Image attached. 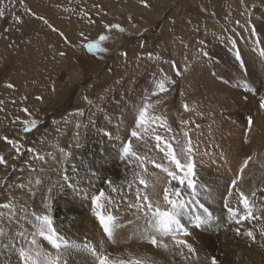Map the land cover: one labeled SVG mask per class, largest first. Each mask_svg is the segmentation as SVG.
Wrapping results in <instances>:
<instances>
[{"label":"rangeland","instance_id":"374dc122","mask_svg":"<svg viewBox=\"0 0 264 264\" xmlns=\"http://www.w3.org/2000/svg\"><path fill=\"white\" fill-rule=\"evenodd\" d=\"M146 2L149 5L147 8L143 7L140 0H33V2L25 0L23 5L19 0L16 3L12 0H0V9L4 11V17L0 18V29L11 27V31L7 34L0 31L2 62H0V101L4 102L0 105L4 109L0 111V137L8 136L18 140L22 145V152L27 148H34L39 155L45 157L44 160H31L32 154L27 152L17 156L11 146L0 139V155L8 161L7 166L0 165V184H3L0 187V203L8 202L12 197L17 207L27 205L26 214H20L19 219L10 226L6 223L2 225L11 235L21 230L25 233L30 232L31 213L40 210L42 202L48 199L47 190L54 189L61 181L63 175L61 169L67 172L73 182L80 184L82 192L87 193L86 196L74 200L83 207L79 216L87 212L89 208L87 204L91 205L90 197L104 190L113 201L108 204L101 200L104 205L101 210L104 213L112 211L113 215L118 216V222L127 217L129 221L135 220V209L127 207L128 203L135 202V185L130 191L126 182L116 184V177L112 176L113 170L117 169L126 181L131 178V170L135 165L126 167V163L118 158V142H105L98 135V131L107 126L116 129L122 139L131 138L130 133L135 128L133 120L135 109L143 101L155 105V109L149 108L150 115L165 119L148 125L147 132L140 130L143 140L131 138L134 150L167 166L163 153L155 147L157 143L155 135L159 134L168 140L177 153L180 152V145L172 139L174 135L179 139L183 137L184 132H187L189 137L193 138L191 146L195 149L194 158L200 186L198 199L215 218L205 228L196 230L190 238V242L194 243L199 252L198 264H211L212 256L217 257L222 264H264L262 254L257 261L251 258V254L244 255L240 252L239 247L235 249L233 246L232 251L226 255L222 237L227 233L236 238H244L237 236L234 229L239 227L243 232L253 228L257 236L255 244L259 246L257 250L260 249L258 251L264 254L263 248H260L262 242L259 241L260 232L264 230L262 219H249L237 225L224 208V196L227 194L230 181L235 176L232 165H228L226 157L228 150L225 151L226 141L222 132L227 129L225 127L229 122L233 136L228 138L229 143L233 140L235 144H239L244 155L243 158L240 155L242 161L249 156L252 157L244 176L251 173L255 176L251 178L247 188L240 187L253 201L255 207L264 205V141L261 143L258 134L257 138L253 137L254 139L250 140L249 133L252 128L250 131L247 130L249 115L253 120L259 114L264 116V110L259 108L260 98L264 96V57L259 55L260 50L264 48L261 33L254 38L258 43H253V38L248 37V32L242 31L240 26L235 25V20H240L241 25L245 20L241 15L243 7L240 0H146ZM253 2L254 0H246L248 4ZM94 4L101 5V12L106 15H98L97 9L93 7ZM25 6L47 19L59 32H63L67 42L59 32L52 31L42 20L28 15L24 11ZM85 12L95 23H88V19L83 16ZM260 15V11H256L253 19H260ZM15 16L21 17L24 21L23 25L14 26ZM104 24H119L124 31L106 30ZM16 27H20L19 33L15 30ZM101 35L107 37L100 42V47L105 51L90 53L83 47L86 43L99 40ZM244 38H247V41ZM231 40H237L242 55L245 56L246 52L257 59L256 66L252 67L256 70L252 73L251 62L249 65L246 61L249 69L247 73L240 70L234 62L230 51ZM141 42L144 43L143 48L140 47ZM198 49L207 51L211 59L198 57ZM34 52L39 55L34 61V64H38L29 70L30 65L25 54L32 56ZM61 52L65 55L61 56ZM122 52L127 53L126 58L121 55ZM148 53L159 56L160 61L149 60ZM228 56L232 59L230 64L226 63ZM43 61L47 62V65H44ZM177 70L181 72L180 76L175 75ZM165 73L176 83L166 85L169 89L167 92L153 96L151 93L155 91V82ZM90 77L93 79L87 84L79 88L74 87L75 83ZM238 79L241 82L236 83ZM245 81L248 88L255 91H246L243 87ZM8 83L13 84L14 88H7L5 85ZM37 96L42 99L37 100ZM85 96L93 102L91 105L84 100ZM24 97L27 99H23ZM157 100L160 101L159 104H156ZM248 100L251 101L249 104L246 103ZM185 104L188 105V110L184 109ZM25 107L29 109L31 116L21 110ZM78 109L83 111V116L70 115ZM17 118L20 121L36 118L38 125L32 131L24 133L23 126L19 122L13 123ZM65 118L67 123L64 122ZM181 121L189 123L182 124ZM78 123L81 125L80 128L76 127ZM161 123L165 126L170 125L172 132H168L166 127L159 126ZM235 130L240 132L234 134ZM77 133L82 140L80 148L75 147L74 138ZM229 143L227 142L228 145ZM102 145L108 149L107 152L101 151ZM67 152H71L72 155H63ZM93 153L96 155L94 156ZM218 153L221 155L225 153L224 163L227 165L228 173L221 168L217 159ZM101 156L103 159L100 158ZM93 160L95 163L107 162L108 165L110 160L118 163L116 168L107 165L106 169L102 167L101 173H93L88 165L89 161ZM13 166L16 168L15 171ZM32 168L36 171H31ZM148 169L150 172H155L161 182L167 179L165 173L152 165H148ZM37 177L41 178L43 183L35 187V194L29 193L28 187L31 186L29 181H34ZM245 178L240 182L241 184L246 182ZM107 179L114 182L113 186L118 189L116 193H113L105 183L98 187ZM18 183H24L25 189L16 188L15 185ZM9 184L13 185L10 189ZM173 185L175 186V182ZM185 190V199L190 200L191 196L188 190ZM158 191L162 194L160 188ZM253 191L256 192L255 197L251 196ZM40 194H44V198L39 206L36 205L34 196ZM51 196L55 200L53 215H57L55 205L60 203L57 198L61 196L55 190L51 192ZM70 199L65 196V206ZM230 200L232 205L236 206L235 198ZM185 212V222L193 219V214L202 215V210L196 205H190ZM221 213L226 215L229 224L224 222L218 225L216 219ZM26 215L29 216L28 219ZM79 216L76 219L75 217L65 219L64 224L77 220ZM137 225L141 228H137ZM80 226L83 227V223L78 227ZM142 226L133 223L131 231L125 230L119 234L121 236L118 244L129 243L131 249L108 251L113 258H141L145 259L147 264H186L182 257L172 251H165L148 243L147 234H141ZM201 235L212 238L203 242L200 240ZM164 239L171 244L170 238ZM10 242L13 243L12 240ZM14 243L18 245L22 240L17 238ZM14 260L16 264L15 257Z\"/></svg>","mask_w":264,"mask_h":264},{"label":"snow or ice","instance_id":"6c2138e0","mask_svg":"<svg viewBox=\"0 0 264 264\" xmlns=\"http://www.w3.org/2000/svg\"><path fill=\"white\" fill-rule=\"evenodd\" d=\"M25 0H19V3L23 5ZM143 7H149L146 0H140ZM240 4L243 7L241 15L245 17L243 25H241L240 20H235L234 23L241 27V30H246L248 32V37L253 38V43H258L254 38L260 34L264 33V24H258L253 16L256 11H260L262 17H264V0H254L252 4L246 3V0H240ZM94 8L97 9V14H105L101 12L102 6L99 4H94ZM67 10V9H66ZM24 11L35 17L38 20H42L44 24L48 25L49 28L54 32H59L58 29L53 27L47 19L43 16L37 15L27 6L24 7ZM84 17L88 19V23L92 24L95 21L88 15L87 12L83 14ZM4 17V11L0 9V18ZM131 20V17H129ZM24 21L20 16L14 17V26L23 25ZM174 23V21H173ZM191 23V21H189ZM106 30H117L123 32L124 28L119 24H104ZM17 31H20V27H16ZM4 34L11 31V27L0 29ZM234 34H235V30ZM61 37H64L67 42V37L64 36L63 32H59ZM239 35V34H236ZM6 38V36H5ZM243 38V37H242ZM105 35H101L99 40L89 42L83 45V47L90 53L92 52H103L105 49L100 47V42L106 40ZM247 41V38H244ZM203 43V42H202ZM231 49L234 62L238 65L239 69L247 73L249 71L246 61L243 58L242 50L237 46V40H231ZM11 46V45H9ZM140 47H144V43L141 42ZM61 56L65 53L61 52ZM125 58L127 57L126 52L121 53ZM259 55L264 57V48L259 52ZM197 56L203 59H211L209 53L202 49H198ZM139 59V57L137 58ZM149 60L160 61L159 56H154L152 53H148ZM176 67V65H173ZM161 72L163 70L161 69ZM175 75L180 76L181 72L177 70ZM119 83V82H117ZM176 81L174 79H169L167 73H165L160 79L155 82V91H152V95L156 96L159 93H165L169 89L166 85H174ZM7 88L12 89L14 85L8 83L5 85ZM243 87L246 91H255L247 86L245 81ZM53 91L55 89L53 88ZM23 99H27L24 97ZM37 100H41L42 97L37 96ZM247 99V97H245ZM84 100L88 104H92L91 100L85 96ZM4 102L0 101V105ZM15 103V101H12ZM160 101L157 100L156 104ZM149 108L155 109V105L150 103L141 102L139 106L136 107L133 120L135 122V128L130 133L131 138L136 140H143L144 137L141 135V131L147 132L148 125L161 122L165 118L157 115H150ZM259 108L264 110V96H261L259 102ZM184 109L188 110V105H184ZM25 114L31 116L28 108L21 109ZM0 111H4L0 107ZM70 115L83 116L82 110H77L75 113H70ZM19 122L23 126V132L28 133L32 131L38 125V119H26L20 121L17 118L13 123ZM65 123L67 119L65 118ZM57 123V121H53ZM131 123V121H130ZM182 124L189 123L188 121H181ZM254 124L252 116L247 117V130L250 131ZM159 126L166 127L168 132H172L170 125L165 126L161 123ZM77 128L81 125L78 123ZM59 131V129H57ZM98 135L101 136L105 142L117 143L118 142V158L126 163L127 166L135 165L131 170V178L122 181V183H127V187L130 191L133 190L135 194V202L128 203V209H135L134 215L137 220L143 219L145 225L142 226L141 234H147V242L152 246L157 248H163L165 251H172L174 254L179 255L183 258L186 264H198L200 260L199 252L194 245L190 242V238L194 235V232L199 229L205 228L209 225L215 218L207 207L204 206L198 199L200 186L197 180V163L194 158L195 149L191 146V138L187 132L183 133L182 138H177L175 135L172 137L177 144L180 145V152L177 153L173 149L172 144L165 140L164 137L159 134L155 135L156 145L155 147L163 153L164 159L167 161V166L164 163H159L155 159L147 155H142L133 148L132 139L125 138L122 139L118 134L116 129L104 128L99 129ZM3 139L7 145L17 153V156L24 155V152L31 153V160H44L45 157L39 155L34 148H27L24 152L21 151L22 145H20L18 140L9 138L8 136L0 137ZM75 139V147L80 148L82 140L80 134L77 133ZM101 151L107 152L106 147L101 146ZM65 156H71V152L63 153ZM95 156L96 154L93 153ZM223 155V154H222ZM103 159V157H100ZM183 158V159H181ZM251 156L245 158L240 164L236 177L232 179L227 188V194L224 196V208L229 213L231 219L235 224L239 225L242 221H247L249 219L259 220L261 217L255 216L253 214V208L255 204L249 198V196L241 189L240 182L244 178V172L248 166ZM27 163V161H25ZM8 161L3 156L0 155V165L7 166ZM94 164V161H89L90 167ZM148 165H152L154 168L159 169L161 172L166 174V182L162 185V194L157 191V185L160 184V178L155 172H150ZM16 168L13 166V171ZM75 171V169H73ZM31 171H36L32 168ZM63 175L61 181L55 188H49L47 191L49 193L48 199L42 202V207L40 210H34L31 213V231L25 233L24 231H19L15 235H11L10 231H6L4 226H0V246H3L12 252L13 257L17 259V264H147L145 259L141 258H113L111 253H106L102 245L98 248L97 246L91 244L85 238L84 242H78L76 240L68 238L64 235L58 227L55 225L54 215H53V205L55 200L51 196V192L55 190L60 194V196L70 197L68 203H72L74 200L86 196L87 193L81 191L80 186L71 180L69 175L64 169H61ZM175 182V186L173 185ZM6 183V182H5ZM43 181L41 178L37 177L34 181H29L28 191L29 193L35 194L34 189L36 186L42 185ZM103 183L107 184L113 193H116L118 189L113 186V181L111 179L104 180ZM3 184H0L2 187ZM13 185L9 184L10 189ZM18 189H25L26 185L24 183H18L15 185ZM151 189V192L149 191ZM185 189L188 190V194L191 199H185ZM252 197L256 196V192L251 193ZM235 198V205H232L230 198ZM91 199V213L98 220L99 225L107 237V239L115 243L116 242V232L121 227L118 216L113 215L110 211L106 214L101 210L104 205L101 203L103 199L108 204H111L112 197L105 194L104 190H100L98 194H94L90 197ZM190 205H196L202 210V215L193 214V219L185 222L184 217L186 215L185 209ZM0 225L7 224L12 225L15 221L19 219L20 214L27 213V205H20L14 202V198L10 197L8 202L0 203ZM117 210L119 206L117 205ZM26 215V219H28ZM129 224H133V221H128ZM137 228L141 226L137 225ZM237 236H244L250 239L253 243L256 242L257 236L252 230L241 231L239 227L234 229ZM165 237L170 238L171 244L166 242ZM20 238L22 243L16 244L14 241ZM39 238V239H38ZM260 238L264 240V230L260 232ZM12 240L13 243H8ZM43 242H46L47 246ZM261 247H264V243H261ZM54 250V251H53ZM11 257L8 258L7 264H11ZM211 264H222L217 257L212 256L210 258ZM0 264H6L5 261H0Z\"/></svg>","mask_w":264,"mask_h":264},{"label":"bare ground","instance_id":"6f19581e","mask_svg":"<svg viewBox=\"0 0 264 264\" xmlns=\"http://www.w3.org/2000/svg\"><path fill=\"white\" fill-rule=\"evenodd\" d=\"M14 3L18 2V0H12ZM31 2H33V0H30ZM261 16V15H260ZM255 19V18H254ZM262 20H263V17L261 16L260 19H256L255 21L258 23V24H264L262 23ZM16 30V29H15ZM17 31V30H16ZM18 32V31H17ZM19 33V32H18ZM22 33V32H21ZM261 36H262V39L264 41V33H261ZM7 37V36H6ZM11 37V36H9ZM15 37V36H14ZM42 37V36H41ZM47 38V37H46ZM44 39V38H43ZM41 39V40H43ZM14 40V39H13ZM14 42V41H13ZM17 42V41H16ZM30 43V42H29ZM28 43V44H29ZM40 43V42H39ZM16 44V43H15ZM46 44V42H45ZM41 46V44H39ZM8 46V45H7ZM43 46V45H42ZM48 46V45H47ZM258 46L260 47V44H258ZM3 47V46H2ZM45 48V46H44ZM11 50V49H10ZM30 50V49H28ZM32 51V50H31ZM2 53H6V52H2ZM14 53V52H13ZM27 53V52H26ZM47 55V54H46ZM12 56V55H11ZM17 56H18V53H17ZM26 59L28 60V63L30 65L29 70H31L30 68H34L37 64H34V61L37 60L39 58V55L37 54V52L33 53L32 56H35V57H32L31 55H26L25 54ZM48 56V55H47ZM14 57V56H13ZM16 57V56H15ZM1 58V57H0ZM6 59V57H4ZM2 58V59H4ZM25 58V57H24ZM36 58V59H35ZM243 58L245 61H247V63L250 65V62L252 65H250V71L251 73L256 70L255 68H252L253 66H256L257 64V59L254 58V56L251 54L249 55L248 53L245 52V56L243 55ZM14 59V58H12ZM46 59V58H45ZM20 61V60H19ZM17 61V62H19ZM46 61V60H45ZM1 62V61H0ZM8 62V61H7ZM44 62V61H43ZM232 62V59L228 56L227 57V61L226 63L227 64H230ZM2 63V62H1ZM0 63V64H1ZM47 62H44L43 64L44 65H47L46 64ZM21 64V63H20ZM27 64V63H26ZM25 64V65H26ZM40 65L42 63H39ZM49 64V62H48ZM51 64V63H50ZM2 66V65H1ZM50 66V65H49ZM236 66V65H235ZM24 67V66H23ZM27 68V66H25ZM24 69V68H23ZM32 72V71H31ZM8 73V72H7ZM33 73V72H32ZM202 77V76H201ZM93 79V78H91ZM205 80V78H203ZM241 82V80H237L235 81L236 83L238 82ZM38 84V83H37ZM39 86V85H37ZM33 91V89H31ZM37 91V90H36ZM221 91V90H220ZM242 91V90H241ZM33 94V93H32ZM29 95V93H28ZM251 101L248 100L246 101V103H250ZM243 103V102H242ZM228 106V105H227ZM247 108V107H246ZM24 114V113H23ZM240 115V114H239ZM238 115V116H239ZM235 116V115H234ZM194 118V116H193ZM190 120L192 118H189ZM234 119V121H238V119L236 120L235 118H232ZM230 120V119H229ZM233 121V120H232ZM239 127V126H238ZM227 129H225L224 131V140L226 141V143H224L226 145V148H225V151L228 150V152L226 153V157L228 159V165H232L231 168H233V172H234V176L236 177V173L238 172V169H239V166L241 164V162H243L240 158V155L241 157L244 155L242 154V150L239 148V144H235V142L232 140L230 141L229 143V139H230V136L232 131L231 129L229 128V122L227 123V127H225ZM219 129V128H218ZM241 129V128H240ZM211 130V129H210ZM213 130V129H212ZM221 130V129H220ZM219 130V131H220ZM236 132V130H235ZM240 131H237L236 133L234 134H237L239 133ZM217 134V133H216ZM257 134L259 136V138H261V143L264 141V116H261L260 114L255 118L254 120V124H253V127H252V130L251 132L249 133V138L250 140L254 139V138H257ZM261 136V137H260ZM233 137V136H232ZM254 137V138H253ZM229 138V139H228ZM193 140V138H191ZM206 139V137H205ZM236 140V139H235ZM197 141V140H196ZM206 141V140H205ZM224 141V142H225ZM194 142V141H193ZM208 142V141H207ZM227 142L229 143V145L227 144ZM203 143V142H202ZM260 143V142H259ZM222 147V146H221ZM242 147V146H241ZM200 148V147H199ZM240 149V151H239ZM150 150V149H149ZM224 152V151H223ZM235 153L239 154V156H237ZM246 153V152H245ZM225 155V153H222ZM224 155H221L218 153V157L217 159L219 160L218 162L221 164V168L224 169V172L228 173V170L226 169L227 168V165L224 163L225 162V156ZM242 157V158H243ZM216 159V158H215ZM94 161V164L91 166V169H92V172L93 173H101V169L102 167H104V169H106L109 165H112L113 168H116V161H109V165L107 162H100V163H95V160ZM206 161V160H205ZM217 161V160H216ZM112 162V163H111ZM89 165V164H88ZM104 165V166H103ZM108 165V166H107ZM90 166V165H89ZM125 168V167H124ZM249 168V167H248ZM264 168V167H263ZM92 173V174H93ZM91 175V174H90ZM99 175V174H98ZM81 176V175H80ZM93 176V175H92ZM112 176L116 177V184L117 182H122L124 181L123 179V175H120L119 171L117 169H114L113 172H112ZM254 174L251 173L249 175H245L244 177L246 182L244 184H241L240 183V186L244 189L245 187L247 188V186L249 185L250 183V180L251 178L253 177L254 178ZM247 177H249V179H247ZM91 178V177H90ZM88 178V179H90ZM95 179L92 180V182H94ZM103 180V179H102ZM114 180V181H115ZM74 181V180H73ZM78 181V180H77ZM85 181V180H84ZM87 181V180H86ZM98 181V180H97ZM91 182V181H90ZM166 180L163 179V181L161 182L160 181V184L157 185V191L159 190V188L162 190V187L161 185L163 183H165ZM82 183V182H81ZM85 183V182H84ZM114 183V182H113ZM115 184V185H116ZM122 184V183H121ZM174 184V182H173ZM80 185V184H79ZM103 186L105 185L103 182L100 183L98 185L99 186ZM125 185V184H124ZM245 186V187H244ZM81 187V186H80ZM83 187V186H82ZM118 187V186H117ZM93 188V187H92ZM122 188V187H121ZM128 188V187H127ZM241 188V189H242ZM104 189V188H103ZM250 189V188H249ZM83 190V189H82ZM129 190V189H128ZM149 191L151 192V189H149ZM186 191V190H185ZM160 192V191H159ZM85 193V192H84ZM48 196V195H47ZM116 196V195H115ZM41 197V198H40ZM44 198V194H40V195H37L36 197L34 196V199L36 201V205L41 204V201L43 200ZM56 198V197H55ZM57 200L60 202L58 205H55V209L57 211V215L54 214V216L56 215V226L58 228H60L59 230L64 234L66 235L67 237H69L70 239H73V240H76V241H83L85 240V238H87V241L90 242L91 244L93 243L95 246H97L98 248L102 245V248L104 251H106L107 253L109 252H113V250H117V249H128L130 250L131 248L129 247V243L127 245L125 244H118L119 243V234L120 233H123V231L125 232V230H128V231H131V229H133V224H129L128 221H129V218L127 217V219L123 218V219H120L121 221L119 222L121 227L117 230L116 232V242L117 243L115 246L114 244L115 243H112L110 242L107 237L104 235L100 225H99V222L98 220L92 215L91 213V205L89 206V204H87V207L88 210L87 212L84 214V212L82 214H84L83 216H79V214L81 213L83 207L81 205H79L80 203H76V201H74V203H66L68 205L65 206V196H61V197H58ZM40 201V203H39ZM67 201V200H66ZM120 201V200H119ZM34 202V201H33ZM87 202V201H86ZM89 203H91V201H89ZM82 204V203H81ZM103 204V203H102ZM110 210V209H109ZM30 211V210H29ZM32 211V210H31ZM108 211V210H107ZM135 211V210H134ZM133 211V212H134ZM112 212V211H111ZM30 214V213H29ZM106 214V213H105ZM253 214L255 216H259L261 217L260 219H262V221L264 222V205H261L260 207H254L253 208ZM60 215V216H59ZM119 215V214H118ZM77 216H79V218L77 220H71L69 223L67 222L66 224L65 223V219L68 220L70 219L71 217H75V219L77 218ZM133 216V215H132ZM218 219H216L218 225L219 224H222L224 222H227L228 218L226 217V215L224 213H221L219 215ZM29 217V216H27ZM24 218V217H23ZM132 218V217H131ZM31 219V218H30ZM81 219H83V221H80ZM185 219V217H184ZM31 221V220H30ZM29 222V221H28ZM83 223V227H78L79 224H82ZM133 223H138L140 225H145V221L144 220H133ZM229 224V222H227ZM29 225V224H28ZM3 226V225H2ZM31 226V225H30ZM7 228V227H6ZM9 229V228H8ZM24 229H27V228H24ZM31 229V228H30ZM251 229V228H250ZM32 230V229H31ZM254 233L255 231L253 230V228L251 229ZM28 231V230H27ZM30 231V230H29ZM134 235V234H133ZM82 236H85V237H82ZM223 239H224V247H225V251H226V255L228 254V252L232 251V248L233 246L236 248L239 247V251L240 252H243L244 255H248V254H251V258H253L254 260H257L258 261V258L260 257V255L262 254V259H264V254L263 253H260V249L257 250V247H259L258 245L256 246L255 243H252L248 238L244 237V238H236V237H233L231 236L230 234H224L223 236ZM212 238L211 236H208V235H201V238L200 240L201 241H209V239ZM39 239V238H38ZM131 240V239H130ZM240 241V242H239ZM259 241L264 243V240H262L260 237H259ZM9 242H10V239H9ZM8 242V243H9ZM12 243V242H10ZM45 246H47L46 242H43ZM255 244V245H254ZM261 248V246H260ZM263 250H264V247H262ZM127 250V251H128ZM54 251V250H53ZM109 251V252H108ZM121 252V251H120ZM157 253H159L158 251H156ZM123 254V253H122ZM12 258L11 259V264H14V262L16 260H14V257L11 253L10 250H8L7 248H3V246H0V261H5L6 264H7V261H8V258ZM148 259H149V255H147ZM16 259V258H15ZM148 261V260H147ZM17 264V263H16ZM77 264H79V261H77Z\"/></svg>","mask_w":264,"mask_h":264},{"label":"water","instance_id":"95a60500","mask_svg":"<svg viewBox=\"0 0 264 264\" xmlns=\"http://www.w3.org/2000/svg\"><path fill=\"white\" fill-rule=\"evenodd\" d=\"M91 78H92V77H90V78H86L84 81H81V82L75 83L74 87L79 88V87H81V86L87 84L89 81L92 80Z\"/></svg>","mask_w":264,"mask_h":264}]
</instances>
